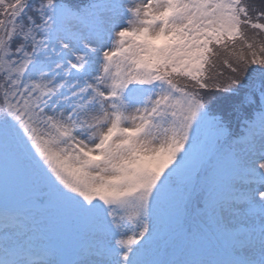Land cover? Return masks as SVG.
I'll list each match as a JSON object with an SVG mask.
<instances>
[{
    "label": "snow or ice",
    "instance_id": "1",
    "mask_svg": "<svg viewBox=\"0 0 264 264\" xmlns=\"http://www.w3.org/2000/svg\"><path fill=\"white\" fill-rule=\"evenodd\" d=\"M0 264H264V0H0Z\"/></svg>",
    "mask_w": 264,
    "mask_h": 264
},
{
    "label": "trees",
    "instance_id": "2",
    "mask_svg": "<svg viewBox=\"0 0 264 264\" xmlns=\"http://www.w3.org/2000/svg\"><path fill=\"white\" fill-rule=\"evenodd\" d=\"M254 2H256V3H259V2H260V0H254Z\"/></svg>",
    "mask_w": 264,
    "mask_h": 264
}]
</instances>
